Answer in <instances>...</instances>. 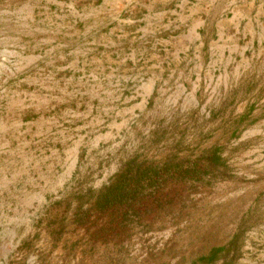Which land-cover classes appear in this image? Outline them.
Returning a JSON list of instances; mask_svg holds the SVG:
<instances>
[{
	"label": "rangeland",
	"instance_id": "obj_1",
	"mask_svg": "<svg viewBox=\"0 0 264 264\" xmlns=\"http://www.w3.org/2000/svg\"><path fill=\"white\" fill-rule=\"evenodd\" d=\"M119 168L152 186L99 211ZM233 235L214 264H264V0H0V264H188Z\"/></svg>",
	"mask_w": 264,
	"mask_h": 264
},
{
	"label": "trees",
	"instance_id": "obj_2",
	"mask_svg": "<svg viewBox=\"0 0 264 264\" xmlns=\"http://www.w3.org/2000/svg\"><path fill=\"white\" fill-rule=\"evenodd\" d=\"M212 157L216 158V150H208ZM135 157L127 160L124 166L134 163ZM153 174L150 170H133L119 168L108 179L106 184L99 188L93 200L92 206L102 211L112 205L123 204L125 199L134 200L145 190L152 186ZM236 235H233L223 246L211 248L204 256H199L188 264H214L218 254H228L234 248ZM226 261L221 264H229Z\"/></svg>",
	"mask_w": 264,
	"mask_h": 264
}]
</instances>
